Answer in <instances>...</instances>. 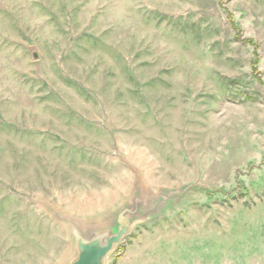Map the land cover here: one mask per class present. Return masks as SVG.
Returning a JSON list of instances; mask_svg holds the SVG:
<instances>
[{"label":"rangeland","instance_id":"rangeland-1","mask_svg":"<svg viewBox=\"0 0 264 264\" xmlns=\"http://www.w3.org/2000/svg\"><path fill=\"white\" fill-rule=\"evenodd\" d=\"M128 205L106 264H264V0H0V264Z\"/></svg>","mask_w":264,"mask_h":264},{"label":"water","instance_id":"water-1","mask_svg":"<svg viewBox=\"0 0 264 264\" xmlns=\"http://www.w3.org/2000/svg\"><path fill=\"white\" fill-rule=\"evenodd\" d=\"M33 58H36L35 54ZM134 213V206L128 205L113 222L87 231L80 229L74 222H69L67 229L73 237L75 253L67 264H106L114 248L130 233V215Z\"/></svg>","mask_w":264,"mask_h":264}]
</instances>
